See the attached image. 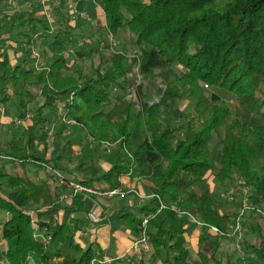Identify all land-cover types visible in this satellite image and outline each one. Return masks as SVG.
<instances>
[{
  "label": "trees",
  "instance_id": "16d2710c",
  "mask_svg": "<svg viewBox=\"0 0 264 264\" xmlns=\"http://www.w3.org/2000/svg\"><path fill=\"white\" fill-rule=\"evenodd\" d=\"M40 1L0 0V7ZM69 3L48 0L52 16L65 27L50 43L47 20L36 8L0 17V46L3 35L43 45L38 71L17 65L5 72L6 62H0L1 82L34 87L43 98L24 131L25 144L19 147L11 139L2 148L8 150L0 152V212L8 215L1 225L0 264H92L97 257L77 241L85 221L71 219L72 209H63L56 218L45 216L56 211L58 195L50 182L58 177L55 166L35 149L39 143L46 148L44 126L50 119L44 111L56 104H61V119L73 122L95 145L114 146L127 156L126 165L119 154L103 174L82 158L77 170L89 180L77 183L120 188L121 177L132 169L151 186L155 198L139 208L138 217L129 211L118 216L134 235L149 217L145 236L160 264H229L212 253L217 243L210 242L205 231L215 228L226 234L241 208L227 212L229 206L239 207L233 198L217 202L208 190L202 191L199 186L210 179L246 192L251 209L241 210L247 216L241 225L250 240L244 239L243 246L253 256L249 264H264L258 213L264 214V0H98L104 28L112 38L124 35L123 48L129 46L132 52L101 54L99 64L87 73L71 72L62 57L71 34ZM80 50L85 59L95 55L89 42ZM138 77L147 80L146 86ZM204 86L222 90L231 101L211 100ZM33 98H20L18 120L24 119ZM184 101L193 104L182 110ZM7 163L21 168V174L9 172ZM27 168L49 169L52 175L35 181ZM160 205H174L179 221L168 223ZM191 218L205 226L194 262H188L181 238L183 224Z\"/></svg>",
  "mask_w": 264,
  "mask_h": 264
},
{
  "label": "rangeland",
  "instance_id": "374dc122",
  "mask_svg": "<svg viewBox=\"0 0 264 264\" xmlns=\"http://www.w3.org/2000/svg\"><path fill=\"white\" fill-rule=\"evenodd\" d=\"M93 2L96 4L98 3V0L90 1L91 4H93ZM13 7L14 8H11L10 10L0 7V17H5L7 19L14 13L31 11L33 9V7H28L26 9L24 4L22 3H17V5L16 6L13 5ZM35 8L39 10L38 11L39 14L37 15L47 20L48 27L50 30L63 27V25L59 24L57 22V19L54 18L51 12L46 8V0L41 2L39 5L38 4L35 5ZM66 10L68 14L69 26H70L72 33L82 36V38L86 39L87 42L92 43L93 48L95 50V55L93 56L92 59H85L84 57H82V53H80L79 51H76L78 52L79 58H74L73 60V59H70L71 58L70 56L67 57L66 60L69 63V67H71V72H75L77 70L83 73H87L90 69L95 68L99 64L101 54L108 55L109 53L119 52L122 49L123 50L125 49L127 51L126 53L130 56L132 52L131 48L129 46L127 48H123L124 47V37H125L124 35H119L118 38L116 39V38L109 37L108 32L102 31L101 24L103 23V21L101 19V15L99 17L95 16L94 14L91 15L90 12H87L85 9H76L74 6L72 7L70 3L67 5ZM84 39H82L81 41H83ZM48 41H50V39H47V42ZM18 43L19 44H15V46H16V49L21 51L20 52L21 56L19 58V65H23V63L20 64V61L22 59H25V52L24 50H22V46H21L22 43L20 42ZM82 43L83 42H80L79 47H81ZM69 44L70 43L68 42V45ZM40 46L41 45L39 44L35 46L31 44H25L23 46L26 50L30 51L29 56H32L35 58V60H33V63H31V65L34 69H36V71L39 70V66L41 65V58L39 54V50H41ZM69 53H71L69 55H72V52H69ZM50 57L53 60L56 59V56L54 57L50 56ZM24 66L27 69L30 68L29 63L27 64L25 63ZM138 80H139L138 81L139 83H143L144 86H146V83H147L146 79H143V80L138 79ZM8 86L9 85L7 84L0 83V100L6 96L8 97L6 108L11 113L16 112L17 105L19 103V99L21 95L32 94L34 97L32 102L29 104L27 108V117L25 120L13 122L11 124L10 130L8 129L6 130L2 128L0 130V145H3L4 143H6V141H8L9 139H13L14 141H16L19 147H22L25 144L26 138H27V136L24 135V131L26 130V127L31 124L30 119L34 118V114H35L34 108L38 105L43 104L42 91L37 90L36 88H33V87H28V86L24 87L20 83H17L16 85L11 84L10 86L12 87V89H9ZM203 89L207 97H209L211 100H217L218 98H220L223 101L230 102L232 99V96L223 92L222 90H218V89L210 90L209 88H203ZM153 100L156 101L155 98ZM191 104H193V101H184L180 104V109L186 110L191 106ZM59 106L60 107H57V109L55 110L56 116L59 115L61 104ZM0 108H2V104H0ZM44 115L47 117H51L52 115H54V113L52 112V109L51 111L47 109L44 111ZM71 123H72L71 121H67V120L65 121L62 119L58 123H50L44 126L45 142H46L45 149H46L47 155L50 154L51 158L57 155H60V154L64 155L63 157H68V159H71V161L73 160L72 162H70L71 164L75 163V161L81 158L95 161L97 163H99L98 160L100 161L110 160L112 161V164L115 162L114 160H115L116 155L114 153L116 151V147L109 146V145H105V146L95 145L89 139L86 140L84 133L78 127H71L72 125ZM41 132L42 131H40L38 135H42ZM76 132L78 134L73 135ZM67 143H71V146H68ZM73 147H76L74 149H80L79 151L81 152L78 151L79 153L75 155L73 153H63V154L61 153L62 149H65V148L73 149ZM37 148H38V145H37ZM48 161L52 162V160L50 159H48ZM60 166L65 167V165L63 164H60ZM98 169L101 174L104 173V170L101 168L100 165ZM8 171L11 172L10 170ZM46 171L48 174H50L51 172L49 169H47ZM57 174L59 175V177L69 179V180H74L75 178L72 176L71 173H68L67 170L65 169L58 170ZM93 186L98 188V186L100 185L95 183L93 184ZM199 188L202 191L208 190L215 197L217 202H222L224 199L230 200L231 198H233V200L239 205V207L229 206L226 208L227 212H229L231 209L236 210L237 212L239 211V208H241V210L245 209V211H248L249 209H251L247 207V202L245 199L246 192L242 193L240 188L237 190H234L231 187H227V188L221 187L212 179L208 180L205 184H201ZM105 201L106 200L96 199L95 203L101 204L102 207H104L108 205L107 201L106 202ZM130 202H134L133 198L115 197L114 199L111 200L110 203L116 205L118 209H121L123 206H129ZM135 202L133 204V207H131L130 211L133 215L138 217L139 212L137 211L136 208L139 206H142V204L140 205L138 203L139 204L138 205ZM244 206L246 208H244ZM83 207H84V204H81V208ZM172 207L173 209L164 206V209L161 210V214L164 216V218L166 219L168 223L176 222L175 214L177 213H175V210H174L175 206L173 205ZM241 210L239 213L240 217L236 219L233 224H231V227L228 228V231L226 234H222L220 232L216 233L212 229H209L211 231L209 233L208 231H205L206 233L209 234V237H208L209 241L210 242L215 241L217 243V247L213 249L212 253L215 255L217 259H220L223 263H227L228 261L229 264H249V262L253 260V256L248 254L246 251V247L243 246V243L245 242L244 239H246V241H249L250 238L247 235L246 228L242 227L241 225V221L247 217L245 213L242 214ZM258 213H259L260 222L262 224V228L264 231V214L260 212ZM89 214H91L92 216L96 215L94 211H91V213L87 214L86 218H88ZM5 216H7L5 213H0V224L3 221ZM177 216L179 215L177 214ZM236 223H238L237 226H236ZM197 226L200 227L201 229L200 235L198 237L199 239L204 234L202 228H205V226L201 224ZM184 239L182 238V240ZM187 240H188V245L190 247L195 245L194 239L190 240L188 238ZM185 245L188 250V258H187L188 262H194L196 259L195 258L196 249L195 248L192 249L188 247L187 244ZM199 248L200 247L198 245V249ZM150 251H149L150 255H148V257L143 256V258L148 264H154L153 261L156 260V257L154 255V251L152 250V248Z\"/></svg>",
  "mask_w": 264,
  "mask_h": 264
},
{
  "label": "crops",
  "instance_id": "0c3cea01",
  "mask_svg": "<svg viewBox=\"0 0 264 264\" xmlns=\"http://www.w3.org/2000/svg\"><path fill=\"white\" fill-rule=\"evenodd\" d=\"M43 1H45V0H41L40 3ZM90 1L91 0H70V4L72 5V7L74 6L76 9H85L87 12H90L91 15L94 14L95 16H98V17L101 15V19L103 21V23L101 24L102 25V31L107 32L106 29L104 28V18H103V14H102V11H101L98 3L95 4L93 2V4H91ZM22 4H24V3H22ZM13 5L16 6L17 3H12V4L8 5L7 7H2V8L10 10L11 8H14ZM35 5H37V4H34V5L24 4L26 9L28 7L35 8ZM46 8L50 11V8L48 5V0H46ZM37 14H39V13H37ZM59 24H61V23H59ZM62 25H63L62 28L59 27V28L50 30L51 36L48 38V39H50V41L47 42V40H46L47 43L51 42L52 37L54 36V34L56 33L57 30H63L65 28L64 24H62ZM47 26H48V23H47ZM70 31H71V29H70ZM61 34H62V32H61ZM63 37H66V35L63 34ZM109 37H110V35H109ZM67 39H68V42L70 44L68 45L67 53L62 55L63 58L66 59L69 56L71 57L70 59H73V60H74V58H79L78 52H76V51H79L81 53V50L79 47L80 42H84V41H86V39L82 38V36L73 34L72 31H71V34H69V36L67 37ZM82 39H84V40L81 41ZM2 40L4 41V43H3V45L0 46V62L1 61L6 62L5 72H9L15 66L19 65V58L21 56V53H20L21 51L16 49L15 44H19L18 42H20V41H18V39H16L15 37H10L8 35H3ZM20 43H22V42H20ZM38 44L41 45L39 42H38ZM90 44L92 45V43H90ZM24 45L25 44L22 43L21 46H22V50H24V52H25V59H22L20 61V64L23 63V65H25V63L26 64L29 63L30 68H33L31 63H33V60H35V58L32 56H29L30 51L26 50L23 47ZM40 47H41V49H43V45H41ZM69 52H72V55H69V54H71ZM71 63H72V61H71ZM68 66H69V63H68ZM1 71H2V69L0 67V73H1ZM0 83H4V84L9 85L8 86L9 89H12V87L10 86L11 84L12 85L17 84V83L10 82V81H4V82L0 81ZM30 95H32V94H30ZM22 96L27 97V95H21L20 98ZM3 99H6V100L4 102H2L1 100H3ZM3 99L0 100V104H2V108H0V130H1V128L6 129V130L7 129L10 130L11 124L13 122L21 121V120H18V118H16L19 111L17 108L16 112L11 113L5 106V105H7L8 97L6 96ZM29 104H28V106H29ZM28 106H27V108H28ZM17 107H18V105H17ZM57 107H60L59 104H56L54 109H52V112L54 113V115H52L51 117H47L44 115L45 117L50 119L49 124L50 123H58L59 121L62 120L61 119V113H62L61 109H60L59 115L58 116L55 115V110L57 109ZM27 108H26L25 117L22 120H25L27 117ZM32 119H30V120L32 121ZM71 124H72L71 127H77L73 122ZM27 127H26V129H27ZM39 133H37V135ZM75 134H78V133L76 132L73 135H75ZM9 140H11V139H9ZM86 140H87V138H86ZM7 142L8 141H6V143ZM6 143H4L3 145H0L1 146L0 152H4V151L8 150V149H2V148H4V145H6ZM37 145H38V148H37ZM37 145H36L35 150L39 154L45 155L44 159L47 161V163L49 165L55 166V168H53V169H55L53 171V173L56 174L55 177L59 176L57 174L58 170L65 169V170H67L68 173H71L72 176L75 177L74 180L66 179L68 181L78 182L79 180H81L83 178L86 180H89V178L83 177L81 172L77 170V164L79 163L78 161H80L82 158L75 161V163L71 164L70 162H72L73 160L71 161V159H68V157H63L64 155L60 154V155H57V156L51 158V155L50 154L47 155L46 149H44V147L40 143ZM67 145L71 146V143H67ZM74 148H76V147H73V149H62L63 152L61 151V153L62 154L63 153H73L75 155V154L81 152V151H79L80 149H74ZM114 154L116 155L115 160H114L115 162L117 161L118 156L120 154V156L124 160L123 164L126 165L127 156L125 155L124 152L121 151V153H118V151L116 149ZM48 159L52 160V162L48 161ZM84 160L87 163L94 164L96 167H99V165H100L101 168L104 170V172L108 171L115 164V162L112 164V161H110V160L109 161L108 160L107 161L98 160L99 163H97L95 161L87 160V159H84ZM60 164L65 165V167H61ZM6 167L8 170H10L12 172H16V173L21 174V171H22L21 168L14 167L11 163H7ZM25 170L27 171L28 176L30 178H33L35 181L47 178V177L52 175L51 170H50L51 171L50 174H48L46 171L47 169H43V168H36V169L27 168ZM127 172L128 173L126 175L122 176L120 179V183H121L120 188L124 191L125 194L123 196H115V197L133 198L134 202L136 201L135 202L136 204L139 203L140 205L142 204V206L147 205L150 200L141 201L134 195V193H131V192H135L141 196H150L153 193L151 186L148 183L137 179L136 176L134 175L132 169L128 170ZM63 179H65V178H63ZM51 181H52V182H50L51 190L55 191L57 193L58 202L54 206V209L56 211H50V212L46 213L45 216L47 218H51V217L56 218V217H59L63 213V209L70 208L73 210V214H71V216H70L71 219H73V218L84 219V221H85L84 227L80 231H78L76 234V239L80 243V245L82 246L83 250H86L88 248L92 249V251L95 254H97V257L95 259H98L101 261L102 260H110V263H108V264H113V263L123 262V261L134 262V261H139V260L143 261L144 264H148L145 261V259L143 258V256L148 257V255H150L151 247L147 243V246H148L147 249L140 248L138 252H133L131 247H132L133 243L135 242V240L137 239V235H134L130 231V229L127 227V225L122 220L119 219V216H118L119 214L125 213L126 211H129L131 213L130 210H131V207H133L134 202H130L129 206H123L121 209H118L116 205L110 203L111 200L114 199L115 197H112V198L88 197V198L84 199L81 196H73L71 194V191L68 188L59 185L58 180L51 179ZM95 183L99 184L100 186H98V188L94 187L93 184H95ZM88 187L96 189V190H109L107 188V186L102 182H99V183L98 182H92V183L88 184ZM96 199L106 200L108 205L102 207L101 204L95 203ZM81 204H84L83 208H81ZM142 206H139L136 208L138 212H139V208ZM161 210H160V213H161ZM91 211H94L96 213L95 217L98 219L97 223H92L88 218H86L87 214L91 213ZM0 213H2V212H0ZM7 219H8V215L4 217L3 221L0 224V234H1V225ZM175 219H176V222L179 221V216H177V214H175ZM183 225H184L183 230H185V231L181 237L183 239L185 238L184 239V245L187 244V246L190 247L188 245L187 239L188 238L190 240L194 239L195 245L190 247V248L196 249L195 250V252H196V255H195L196 259L195 260H197V251H198V245H199L198 244V240H199L198 237L200 235L201 229L197 225L193 224L191 220L185 221ZM206 231H208V233L211 232L210 230H206ZM0 247H3V242L1 241V239H0ZM185 248H186V245H185ZM153 262H154V264H160V262L157 259L154 260Z\"/></svg>",
  "mask_w": 264,
  "mask_h": 264
},
{
  "label": "built area",
  "instance_id": "2783aa9c",
  "mask_svg": "<svg viewBox=\"0 0 264 264\" xmlns=\"http://www.w3.org/2000/svg\"><path fill=\"white\" fill-rule=\"evenodd\" d=\"M204 88H206V86H204ZM58 181H59V185L68 188L71 191V194L73 196H81L84 199L88 198V197L112 198L115 196H123L124 195V191L121 188H115V189H109V190H96V189L90 188L88 186L81 185L77 182L66 181L65 179H63L59 176H58ZM133 193L141 201L152 200L155 198V196L153 194L150 196H141L135 192H133ZM161 209H164L163 205H160V210ZM88 219L92 223L98 222V219L95 216H92L91 214L88 215ZM148 220H149V217H146L141 222V232L137 235V239L135 240V242L133 243V245L131 247L133 252H138L140 248L147 249V247H148L147 241H146V236H145V228H146ZM190 220L192 221V223H194L196 225L200 224L197 220H195L193 218H191ZM237 225H238V223H236V226ZM211 229L213 231H215L216 233L219 232L215 228H211ZM108 263H110V260H102V261L98 260V259L92 260V264H108Z\"/></svg>",
  "mask_w": 264,
  "mask_h": 264
}]
</instances>
